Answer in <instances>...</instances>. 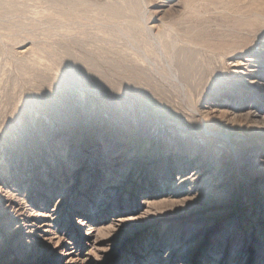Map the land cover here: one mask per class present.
Listing matches in <instances>:
<instances>
[{"label":"rangeland","instance_id":"1","mask_svg":"<svg viewBox=\"0 0 264 264\" xmlns=\"http://www.w3.org/2000/svg\"><path fill=\"white\" fill-rule=\"evenodd\" d=\"M263 107L264 0H0V264H264Z\"/></svg>","mask_w":264,"mask_h":264},{"label":"bare ground","instance_id":"2","mask_svg":"<svg viewBox=\"0 0 264 264\" xmlns=\"http://www.w3.org/2000/svg\"><path fill=\"white\" fill-rule=\"evenodd\" d=\"M242 26V25H241ZM238 27V26H237ZM246 28V27H245ZM232 44V43H231ZM219 45H221V44H219ZM229 45V44H228ZM233 45V44H232ZM231 45V46H232ZM235 45V44H234ZM238 45V44H237ZM222 46V45H221ZM221 46H219V48L221 47ZM236 46V45H235ZM243 46V45H242ZM241 48V47H240ZM239 48V49H240ZM234 50H235V48H233ZM232 49V50H233ZM218 50V49H217ZM223 50V49H222ZM227 51H229V52H231V50L229 49V50H227ZM237 51V50H236ZM221 52V51H220ZM229 52H227L226 54H227V58H229V60H231V59H234V57H232V55H233V53L231 54V53H229ZM233 52V51H232ZM242 52H246V51H244V49L243 50H240V53H242ZM250 53V52H249ZM253 58H258V57H253V56H251V58L250 59H248V60H244V61H235V60H233V63L235 62V64H234V67H239V68H241L242 66H248V68H256L257 69V67H258V64H260V61L258 60V59H253ZM243 62H247L246 64H243ZM247 68V70H250V69H248ZM253 70V69H252ZM255 70V69H254ZM253 70V71H254ZM253 71H251V72H253ZM239 72V71H238ZM250 72V71H249ZM255 72H257L256 70H255ZM258 76L257 75H255V74H253V75H251V74H249L248 76H247V78H246V80L245 81H250V83H252L251 82V80L252 79H254V78H257ZM255 100H256V98H255ZM256 109V108H255ZM263 112H264V107H263ZM259 111H256V112H254V114L256 115L257 113H258ZM253 114V115H254ZM82 150V149H81ZM84 153L86 154V160H88V161H93L94 159L93 158H95V156L97 155V150H95L94 149V151H84ZM78 154H80V151L78 152ZM153 162V160L150 162V163H148L147 165L148 166H151V165H156V162H154V163H152ZM149 204H151V202H149L148 201V199L145 201V205H149ZM118 207V206H117ZM120 217V216H119ZM118 224H120V223H122V222H124L123 220H118ZM117 225H114V227H116ZM96 241V240H95ZM96 243V242H95Z\"/></svg>","mask_w":264,"mask_h":264}]
</instances>
